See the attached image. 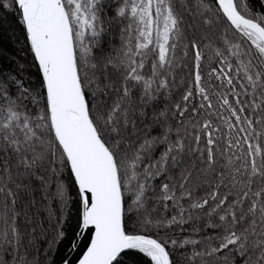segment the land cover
<instances>
[{"label":"snow or ice","instance_id":"snow-or-ice-1","mask_svg":"<svg viewBox=\"0 0 264 264\" xmlns=\"http://www.w3.org/2000/svg\"><path fill=\"white\" fill-rule=\"evenodd\" d=\"M0 264H264V0H0Z\"/></svg>","mask_w":264,"mask_h":264}]
</instances>
